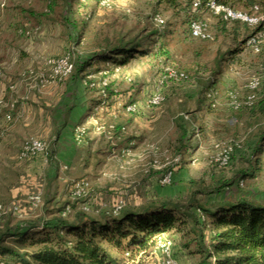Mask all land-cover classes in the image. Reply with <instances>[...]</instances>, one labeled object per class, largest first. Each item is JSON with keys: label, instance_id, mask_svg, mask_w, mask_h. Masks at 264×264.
<instances>
[{"label": "rangeland", "instance_id": "obj_1", "mask_svg": "<svg viewBox=\"0 0 264 264\" xmlns=\"http://www.w3.org/2000/svg\"><path fill=\"white\" fill-rule=\"evenodd\" d=\"M101 1L0 0V101L3 102L0 117L6 124L13 121L12 112L20 101L32 105L29 106L30 118L34 117L35 122L53 117L57 110L62 111L64 105H59L60 101H66L70 104L68 107H78L79 84L85 104L105 101L102 110L100 103L89 109L94 115L104 113L110 104L116 107L111 112L114 118L96 121L95 135L87 144V128L79 124L73 127V130L82 127L85 133L82 141L76 144L72 130L73 143L69 144L77 152L71 155L70 166L61 162L55 165V158L52 162L49 158L37 159L40 166L34 172L37 160L19 158L23 143L31 138L46 142L49 155H53L62 143L57 145L56 134L49 128L24 129L21 140L12 150L15 155H11L6 135H2L6 128L0 127V205L6 210L0 220V235L11 233L24 221L38 226L48 223L58 217L53 216L54 212L63 205H68L64 220L73 223L81 211L97 217L98 212L111 213L116 206L138 208L167 198L185 200L190 180L212 185L220 179L232 184L218 197H200L202 203L208 198L233 201L246 197L263 205L264 151L259 158L250 157V154L264 129V119L250 116L248 110H233L228 93L236 92L242 100V85L251 76L261 75L264 81L261 70L264 48L256 53L250 46H243L247 36L243 28H237L236 33L234 22L223 25L221 19L209 11L199 18L206 23L210 35V39L202 41L190 36L189 21L182 13L160 0H108L109 6H102ZM156 15L163 20L162 24L154 22ZM120 39H135L148 54L131 60L129 68L121 67L119 73L113 72L116 66L105 64L108 70L84 80L68 78L41 83L46 59L71 53L75 62L78 57L86 59L102 52ZM166 66L183 71L187 79L159 83ZM89 80H95L93 86L87 83ZM103 81L110 85L104 90L105 98L99 93ZM156 90L163 93L164 101L158 107L149 108L146 100ZM210 93L212 97H208ZM262 95L264 87L257 93V101ZM130 102L137 105L134 113L124 110ZM82 114V108L80 114L76 112L77 116ZM7 115L11 120H6ZM94 115L92 118L96 117ZM181 116L186 129L193 134L189 148L179 152L176 150L178 129L175 122ZM97 125H112L113 128L119 125L121 129L102 133L96 130ZM129 139L144 142L139 173L146 177L144 183L129 180L131 172L127 168L134 158V144H127ZM223 142L235 144L236 151L229 166L218 169L209 164V159L215 152L214 145ZM69 144L63 142L68 148ZM112 148L119 149V153H113ZM112 160L117 163L116 169L111 165ZM51 166L54 167L50 169ZM169 170L173 172L172 181L162 186L160 179ZM82 179L88 182L89 190L84 197L73 199L71 186ZM36 195L41 200L37 206L30 200ZM12 205L19 207L17 214L11 213ZM204 231L208 244L209 229ZM158 237L171 241V258L176 264L199 263V257L191 250H184L178 242L179 237L172 233L158 235L147 253L138 255L134 261L124 255L128 257L127 263L161 264L163 256L156 250ZM4 245L22 252L32 250L15 243L14 238H8ZM111 251L123 259L122 252Z\"/></svg>", "mask_w": 264, "mask_h": 264}, {"label": "trees", "instance_id": "obj_2", "mask_svg": "<svg viewBox=\"0 0 264 264\" xmlns=\"http://www.w3.org/2000/svg\"><path fill=\"white\" fill-rule=\"evenodd\" d=\"M193 1L160 0V3L182 13L190 23L192 20H199L201 14L208 12L205 7L206 0H200L198 8L192 11ZM214 2L234 10L242 8L246 13H251L256 6L258 13H264V0ZM220 21L223 25L227 24ZM234 24V32L238 33L237 28L242 27L247 33L243 41V46H247V41L258 28L239 22ZM262 48L264 45L261 51ZM147 54L148 51L142 49L141 43L135 39H120L100 53L86 59L78 57L73 62V72L69 78L74 81L84 80L89 75L108 70L105 66L101 68L99 64L124 67L136 57ZM87 83L93 86L95 80ZM109 86L103 89L108 90ZM99 89L102 96V87ZM99 103L100 101H91L92 108ZM241 110H248L250 116L264 119V95L251 106H244L236 111ZM175 124L178 129L176 150H187L190 135L193 133L186 129L182 116L178 117ZM117 129L120 131L121 126H115L114 130ZM263 151L264 129L250 157L259 158ZM48 158L52 161L53 155L50 154ZM187 185L188 195L185 200L167 198L138 208L123 206L116 213L114 210L111 213L98 212L97 217L81 211L73 223L64 220L62 214L68 205H63L54 212L53 216L58 217L48 223L38 226L24 221L11 233L0 235V264H128V257L125 258L124 255L134 261L138 255L147 253L158 235L167 233L176 234L180 246L199 257L198 264H264V204L253 203L246 197L233 201L208 198L202 203L200 197H218L232 184L219 179L212 185L195 180L188 181ZM206 228L209 229L208 244L204 231ZM8 238H14L15 243L24 244L32 250L22 252L7 247L4 244ZM111 250L122 252L123 259L118 258Z\"/></svg>", "mask_w": 264, "mask_h": 264}, {"label": "built area", "instance_id": "obj_3", "mask_svg": "<svg viewBox=\"0 0 264 264\" xmlns=\"http://www.w3.org/2000/svg\"><path fill=\"white\" fill-rule=\"evenodd\" d=\"M102 6H109L108 0H102L100 2ZM200 4V0H194L192 4V11H195ZM205 7L209 12H211L216 17L220 18L222 21L231 23L239 22L241 24H246L251 28H258V31L247 41V46H250L254 52L260 53L261 47L264 45V13H258V8L255 6L251 13H246L240 10H234L230 7L219 5L214 2V0H206ZM154 22L158 25L163 23V20L156 15L154 17ZM189 33L193 39L197 40H208L210 35L207 30V25L200 20H192L189 23ZM45 74H42L40 77L41 83H54L57 81H63L70 77L73 72V58L71 53H65L58 57L48 58L45 63ZM121 67H114L113 72L119 73ZM261 70L264 72V61L261 64ZM187 79V75L180 70H177L173 67L166 66L162 69L160 74L159 83L165 81H184ZM129 80V79H128ZM263 77L261 75L251 76L241 88V91L244 94L242 100L239 99L238 93L230 92L228 93L229 105L232 109L238 110L241 107L251 106L257 99V93L263 85ZM101 95L103 98L106 97L105 91L103 88L107 87V82H102ZM12 88V87H11ZM212 97V93L209 94ZM164 101L163 93L160 90L152 92L148 99L146 100V106L149 108H155L160 106ZM3 104L0 101V105ZM105 104V101H102L99 105L100 110ZM137 105L135 103H128L124 110L127 113L136 112ZM6 120H11V116L7 115ZM108 128V129H107ZM113 126L109 125L104 127L102 125H97L96 130L98 132H104L105 130L110 133L113 130ZM85 133V129L82 127H76L73 130V138L76 144L82 141V137ZM236 145L231 142L217 143L214 145L215 152L212 157L209 159V164L218 169L225 168L229 166L231 157L235 152ZM49 157L48 144L40 139L31 138L26 140L19 153V158L21 160H37L44 159L46 160ZM173 178V172L171 170L167 171L160 179V184L162 186L169 185ZM242 182H240V186ZM89 190V184L86 180L82 179L76 181L71 186V195L73 199H79L86 195ZM33 205H39L41 200L40 196L36 195L30 198ZM122 206H116L114 213ZM86 210V209H84ZM12 214H17L19 212V207L17 205H12L10 209ZM67 211L63 212L62 216L66 215ZM6 214L5 208L0 205V220ZM171 249L172 243L170 240L162 237H158L156 240V250L163 256V261L161 264H176V262L171 258Z\"/></svg>", "mask_w": 264, "mask_h": 264}, {"label": "crops", "instance_id": "obj_4", "mask_svg": "<svg viewBox=\"0 0 264 264\" xmlns=\"http://www.w3.org/2000/svg\"><path fill=\"white\" fill-rule=\"evenodd\" d=\"M130 64L131 63H128L123 68H129ZM101 66H105V65H100V67ZM79 83H81V82H79ZM3 89L4 88H2V90ZM114 90L116 91V89H114ZM77 96L81 100L80 101L78 99V107H77V105H75L74 107H68L70 104L67 105L66 101H63V102L60 101L59 105H62V104L64 105L63 110L62 111L57 110L53 117H49V118L46 117V119L44 118V120L38 119L35 122L34 117L30 118L31 112H30L29 106L31 107L32 105L28 106L29 103H27L25 101H20L18 103V105L16 106L15 110L12 112L13 121L11 123L6 124L5 119L3 117H0V127L6 128L5 133H3L2 135H4V134L6 135L5 140H6V143L9 144L8 145V152H10L11 155H15V153H13L12 150L15 148L14 147L15 143L17 141L21 140L20 138H21V135L23 134L22 131L24 129H27V128L30 129L31 127H34V126H39V127L44 126L46 129L49 128V131H52L53 133L56 134L55 135V142L57 143V145L58 144L60 145L62 143L60 145V147H58V150L55 153H53V158H55L54 159L55 162H53V163L56 165L57 163L60 164V162H61V163H64V164L70 166L72 164V159H73L71 157V155L74 156V155H76V152H77L75 147L73 145L69 144V142L73 143L72 142L73 127L79 124V125H83L87 128V134L85 136V139H86L85 143L87 144V141L93 140L92 136L95 135L94 132H95L96 121L98 119H100V120L105 119L106 120V119L114 118L115 115H113L111 112L113 111V109L116 110L115 105L110 104L104 113H102L101 115H94V111L89 110V109H93L91 104L90 103L85 104L86 99L84 96L83 88L80 84L78 86V95ZM33 106L38 107V105H33ZM75 108H77L78 110H75ZM81 108L83 109V114L80 116H77L76 112H78L80 114ZM67 111H69V112H67ZM36 115L38 116V114H35L34 116H36ZM92 115H94L96 117L92 118ZM63 142L66 145L69 144L70 148L66 147V145H63ZM127 144H130V145L134 144V148L132 147L133 148L132 152L134 154V158L132 159V162H131L132 165L127 168L128 172H131V174H129L130 175L129 180H134V179L139 180V181H131V183H133V182H136L137 184H139V182L144 183L145 182L144 180L146 179V177H143L142 175L139 174L141 171L140 167L143 165L142 159L140 157L143 155L144 142H141L140 140L129 139V142ZM117 146H118V144H117ZM126 146H128V145H126ZM112 152L113 153H119V149L114 150V148H112ZM110 154L111 153L109 152L108 155H110ZM107 160L110 161L109 158H107ZM37 162H36L37 164H35L34 167L32 166L34 172H35V169H37L40 166L39 165L40 161L37 160ZM51 162L49 161V163H51ZM111 163H112L111 165L115 168L117 163L116 162L114 163V160H112ZM53 167L54 166H51L50 169H52ZM140 180H143V181H140ZM148 180L150 181L151 179H148Z\"/></svg>", "mask_w": 264, "mask_h": 264}]
</instances>
